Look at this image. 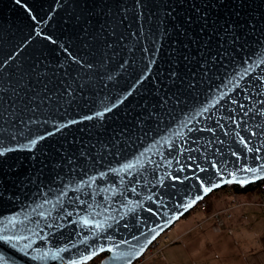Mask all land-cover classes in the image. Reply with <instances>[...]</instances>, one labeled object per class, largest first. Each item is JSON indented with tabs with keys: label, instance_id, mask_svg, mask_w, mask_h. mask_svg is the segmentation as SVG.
Returning a JSON list of instances; mask_svg holds the SVG:
<instances>
[{
	"label": "water",
	"instance_id": "obj_1",
	"mask_svg": "<svg viewBox=\"0 0 264 264\" xmlns=\"http://www.w3.org/2000/svg\"><path fill=\"white\" fill-rule=\"evenodd\" d=\"M261 181L264 0H0V264H134Z\"/></svg>",
	"mask_w": 264,
	"mask_h": 264
},
{
	"label": "crops",
	"instance_id": "obj_2",
	"mask_svg": "<svg viewBox=\"0 0 264 264\" xmlns=\"http://www.w3.org/2000/svg\"><path fill=\"white\" fill-rule=\"evenodd\" d=\"M242 198V195L238 194L228 195L225 197V202L233 203ZM234 216L225 234H222L223 237L220 234L215 240L216 237L204 229H208L205 224L209 222H200V229L203 230L194 235L195 240L199 239L197 242L193 241L189 244H178V240L171 244L168 242L166 245L168 247L165 250L162 248L155 259L161 261V264H216V258L224 256L227 261L225 264H264V207H244L234 212ZM181 226L182 224L178 226L175 239L184 238L185 230L180 228ZM211 241L213 243L210 244ZM191 244L195 247L190 250ZM217 244L223 246L220 254L215 249ZM181 247H184V252L188 254L186 255L189 256L190 261H184Z\"/></svg>",
	"mask_w": 264,
	"mask_h": 264
},
{
	"label": "rangeland",
	"instance_id": "obj_3",
	"mask_svg": "<svg viewBox=\"0 0 264 264\" xmlns=\"http://www.w3.org/2000/svg\"><path fill=\"white\" fill-rule=\"evenodd\" d=\"M234 194H237V193L230 194V193H227V191H225L221 194H217L215 196L212 194L209 197H207L206 199L208 200V207H207L206 212L192 210L187 215H185L183 218H181L174 226H172L170 229H168L161 236L160 248H164V250H165L168 247V246H166L168 242L171 244L173 242H176V240H178V242H177L178 244H184V243L189 244L191 242L193 243V241L197 242L199 239L195 240L194 235L198 232H201V230H203V229H200V225H199L200 222H206V223L209 222V223L205 224L208 226V229L207 228H204V229L207 233L213 234L212 236L216 237L215 240L218 239L217 237L220 234H221V237H223L222 234H225V231L227 229L219 230V229L215 228L214 222H213L211 217L215 213L223 211L227 206L232 205L230 202H225V197L228 195H234ZM242 197L243 198L238 200L237 202L238 203H247L248 204L247 207H249V203H252L253 201H262V197L260 195H255L252 199H248L245 195H242ZM240 209H242V208H240L239 206H236L233 209V217H232V219H230L227 222V227L230 226L231 223L229 224V222H232L234 217H235L234 212L236 213ZM181 224H182V226L180 228L185 230V234L183 235L184 238H181L180 240H179V238L175 239L174 235L177 234L178 226H180ZM201 234H199V235H201ZM211 243H213V241H211L210 244ZM170 244H169V246H170ZM193 247H195V246L191 244V246H189V249L191 250V249H193ZM181 248L183 249L182 254H183L184 261L185 262L190 261L189 256H187L188 254L186 253L187 254L186 255L184 252V247H181ZM215 249H216V252L218 254H220L223 251V246L222 245L219 246L217 244ZM159 254L160 253L158 252V250H154L153 254H151V253L148 254L142 260L138 261L135 264H161V261L158 262L157 259H155L156 257H158ZM223 258L217 257L216 258V264L227 263L226 258L224 256H223ZM162 261L164 262V259Z\"/></svg>",
	"mask_w": 264,
	"mask_h": 264
},
{
	"label": "built area",
	"instance_id": "obj_4",
	"mask_svg": "<svg viewBox=\"0 0 264 264\" xmlns=\"http://www.w3.org/2000/svg\"><path fill=\"white\" fill-rule=\"evenodd\" d=\"M226 188V187H225ZM227 191V193H230V194H233L235 192H233L232 188L230 187H227L226 189L224 190H219V191H216L217 194H221L223 192ZM259 193H262V201H253L252 203H249V206H259V207H264V184H262L259 189H258ZM261 191V192H260ZM232 205H229L227 206L223 211L221 212H217L215 213L214 215H212V220L214 222V227L219 229V230H224V229H227V222L232 219L233 217V209L236 207V206H239L240 208H244V207H247L248 204L247 203H238V202H233L231 203ZM207 207H208V200L205 199L201 202H199L196 207H195V211H201V212H206L207 210ZM160 238L159 237L154 243H152L148 250L145 252V254L140 258L138 259L135 263H137L138 261L142 260L145 256H147L148 254H153L154 253V250H158V252L161 251L162 248H160ZM134 263V264H135ZM86 264H96L93 262H89V263H86ZM98 264V263H97Z\"/></svg>",
	"mask_w": 264,
	"mask_h": 264
},
{
	"label": "trees",
	"instance_id": "obj_5",
	"mask_svg": "<svg viewBox=\"0 0 264 264\" xmlns=\"http://www.w3.org/2000/svg\"><path fill=\"white\" fill-rule=\"evenodd\" d=\"M264 184V181H261L257 184H252L250 186H247V187H240V186H236V185H231V186H227V187H230L232 188L233 192L239 194V195H245L248 199H252L255 195H260L262 197V193H259L258 189L259 187ZM226 187V188H227ZM226 188H223L221 190H224ZM213 195H217V192H214ZM105 257V255H101L99 256L98 258H96L94 260V263H99L100 260H102L103 258Z\"/></svg>",
	"mask_w": 264,
	"mask_h": 264
},
{
	"label": "snow or ice",
	"instance_id": "obj_6",
	"mask_svg": "<svg viewBox=\"0 0 264 264\" xmlns=\"http://www.w3.org/2000/svg\"><path fill=\"white\" fill-rule=\"evenodd\" d=\"M249 171H256V170H254V169H249ZM241 183H244L243 181H241ZM212 189L210 188V187H205L204 188V191L205 192H210Z\"/></svg>",
	"mask_w": 264,
	"mask_h": 264
}]
</instances>
